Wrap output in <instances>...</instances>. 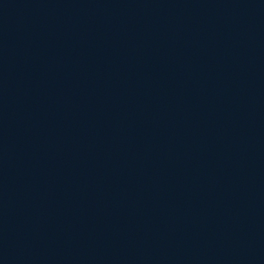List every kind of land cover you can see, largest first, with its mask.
<instances>
[{
    "label": "water",
    "instance_id": "1",
    "mask_svg": "<svg viewBox=\"0 0 264 264\" xmlns=\"http://www.w3.org/2000/svg\"><path fill=\"white\" fill-rule=\"evenodd\" d=\"M0 264H264V0H0Z\"/></svg>",
    "mask_w": 264,
    "mask_h": 264
}]
</instances>
